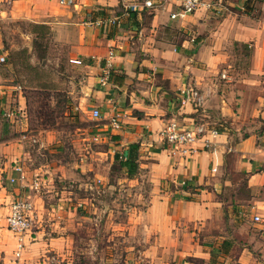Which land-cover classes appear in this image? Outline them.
<instances>
[{
	"label": "crops",
	"instance_id": "1",
	"mask_svg": "<svg viewBox=\"0 0 264 264\" xmlns=\"http://www.w3.org/2000/svg\"><path fill=\"white\" fill-rule=\"evenodd\" d=\"M144 1L0 0V18L44 26L67 45L78 103L103 119L95 142L103 139L109 152L138 144V171L115 175L136 185L140 200L124 223L140 244L126 246L131 259L169 264L189 255L201 264H264V223L254 221L264 217V0H212L213 8L175 17L180 0H152V7ZM188 87L202 93V105L182 100ZM171 120L182 127L204 122L217 133L197 142L191 158L172 157L160 137ZM25 156L14 138L0 139V252L15 259L6 214L18 189L7 178L20 163L27 175L21 191L35 212L20 262L53 264L74 254L62 210L75 206L68 191L52 193L50 176H31ZM112 162L93 161L103 167L93 173L100 182L104 173L112 177ZM55 195L54 218L45 220L44 199Z\"/></svg>",
	"mask_w": 264,
	"mask_h": 264
},
{
	"label": "rangeland",
	"instance_id": "2",
	"mask_svg": "<svg viewBox=\"0 0 264 264\" xmlns=\"http://www.w3.org/2000/svg\"><path fill=\"white\" fill-rule=\"evenodd\" d=\"M32 25L26 20L0 18V57H5L0 60V139L14 138L22 144L27 172L50 176L52 193L64 189L71 196L75 209L62 212L71 221L74 254L50 259L53 264H149L147 257L136 255L131 259L133 256L125 252L126 246L140 248L124 228L130 207L140 201L135 193L137 186L115 176L120 169L114 158L116 149L111 147L109 152L103 139H92L100 133L96 129L103 119L92 118L91 112L78 103V71L69 65L67 45L50 29ZM104 149L105 153H96ZM110 158L112 177L104 173L100 182L94 169L104 170L93 161ZM140 186L145 188L144 184ZM56 197L44 199L45 220L54 218L50 205ZM91 197L95 199L93 204ZM57 231L51 235H57ZM202 261L185 255L169 264ZM8 263L0 252V264Z\"/></svg>",
	"mask_w": 264,
	"mask_h": 264
},
{
	"label": "built area",
	"instance_id": "3",
	"mask_svg": "<svg viewBox=\"0 0 264 264\" xmlns=\"http://www.w3.org/2000/svg\"><path fill=\"white\" fill-rule=\"evenodd\" d=\"M143 5L145 7H152L153 2L152 0H145ZM179 7L180 13H172L171 17L192 13L201 7L205 9L213 8L214 2L212 0H180ZM0 60L4 61L5 57H0ZM182 100L190 101L194 106L198 107L202 105L204 96L198 89L188 87L182 92ZM98 116L99 111L93 110L92 117L97 118ZM216 133L217 130L215 128L209 127V125L204 122L182 127L175 120H171L161 129L160 137L167 146L172 157L185 160L191 158L197 152V142H206L207 138L205 137L207 134ZM13 169L17 172L16 175L9 176L7 180L10 185L17 187L18 191L11 197L7 204L6 226L16 238V250L14 252L15 259L10 260L8 264H24L20 262V253L25 246L24 238H30L32 235L35 212L30 196L21 191V189L26 186V171L20 163L15 164ZM32 185L33 188L39 186V180L33 179ZM254 221L264 223V217L255 215Z\"/></svg>",
	"mask_w": 264,
	"mask_h": 264
},
{
	"label": "trees",
	"instance_id": "4",
	"mask_svg": "<svg viewBox=\"0 0 264 264\" xmlns=\"http://www.w3.org/2000/svg\"><path fill=\"white\" fill-rule=\"evenodd\" d=\"M34 28H41V25H32ZM113 138H117L113 136ZM114 158L118 161L120 169H124L128 175H132L138 171V144L130 143L128 148L122 152H115Z\"/></svg>",
	"mask_w": 264,
	"mask_h": 264
}]
</instances>
